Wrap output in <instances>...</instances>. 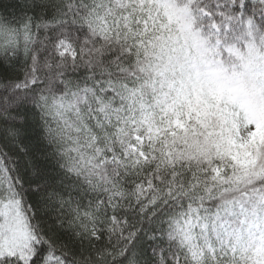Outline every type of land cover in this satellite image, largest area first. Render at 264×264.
I'll list each match as a JSON object with an SVG mask.
<instances>
[{"label": "snow or ice", "instance_id": "6c2138e0", "mask_svg": "<svg viewBox=\"0 0 264 264\" xmlns=\"http://www.w3.org/2000/svg\"><path fill=\"white\" fill-rule=\"evenodd\" d=\"M0 264H264V0H0Z\"/></svg>", "mask_w": 264, "mask_h": 264}]
</instances>
